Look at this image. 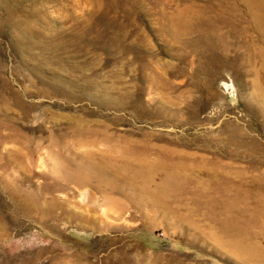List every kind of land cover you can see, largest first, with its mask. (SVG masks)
Instances as JSON below:
<instances>
[{
	"label": "rangeland",
	"instance_id": "1",
	"mask_svg": "<svg viewBox=\"0 0 264 264\" xmlns=\"http://www.w3.org/2000/svg\"><path fill=\"white\" fill-rule=\"evenodd\" d=\"M0 264H264V0H0Z\"/></svg>",
	"mask_w": 264,
	"mask_h": 264
}]
</instances>
